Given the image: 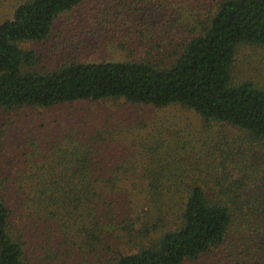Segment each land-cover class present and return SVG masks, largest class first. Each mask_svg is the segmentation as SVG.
<instances>
[{
    "label": "trees",
    "instance_id": "1",
    "mask_svg": "<svg viewBox=\"0 0 264 264\" xmlns=\"http://www.w3.org/2000/svg\"><path fill=\"white\" fill-rule=\"evenodd\" d=\"M16 1L0 17V117L122 99L239 133L190 165L178 143L138 142L135 125L137 152L80 125L29 136L18 168L0 170V264H264V87L233 74L241 45L264 46V0H143L137 31L117 0L108 17L129 30L116 46L140 57L50 69L22 43L47 39L84 0Z\"/></svg>",
    "mask_w": 264,
    "mask_h": 264
},
{
    "label": "rangeland",
    "instance_id": "2",
    "mask_svg": "<svg viewBox=\"0 0 264 264\" xmlns=\"http://www.w3.org/2000/svg\"><path fill=\"white\" fill-rule=\"evenodd\" d=\"M15 2L17 1L0 0V17L1 14L10 15L11 5ZM117 3V0H84L73 11L61 14L55 20L47 39L24 42L22 46L36 51L38 62L35 66L39 69H50L71 61L103 62L123 60L131 56L140 57L141 53L137 51H123L116 46L119 36L129 30L127 25H119L121 20L113 24L111 22L116 18L108 17L113 13L110 9H115ZM119 4L126 16L132 18L130 31H137L136 25L140 24L138 20L141 19L137 7H143L145 3L143 0H119ZM165 19L162 16L159 19V36L164 30H169ZM176 27L174 31H177ZM233 70L236 82L251 79L264 87V46L241 45ZM74 125L82 126V132L88 133L94 130L103 133L114 131L118 138L115 139L116 152L121 151L124 144L131 148L132 139L128 135V129L131 128L130 125H135L140 134L138 142L143 141L145 136L151 139L156 134L166 143L170 142L173 148L178 143L183 152L180 154L181 158L186 165H190L191 161L195 162L194 158L198 159L200 155L212 152V146L220 139H231V135L237 136L239 133L229 126L206 122L197 113L179 105L157 108L120 99L80 101L46 109L23 108L3 112L0 117V170L3 175L10 176L21 164V155L26 147L29 148L26 142L29 136L52 133L53 130L55 133L59 128H72ZM124 131L127 135L118 137ZM131 150L138 151L135 146Z\"/></svg>",
    "mask_w": 264,
    "mask_h": 264
}]
</instances>
